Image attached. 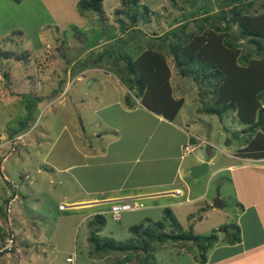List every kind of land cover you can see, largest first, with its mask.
Instances as JSON below:
<instances>
[{"label":"rangeland","instance_id":"1","mask_svg":"<svg viewBox=\"0 0 264 264\" xmlns=\"http://www.w3.org/2000/svg\"><path fill=\"white\" fill-rule=\"evenodd\" d=\"M77 1L22 0L17 3L0 0V164L9 158L4 163L3 172L11 175L9 182L0 172V249L3 247L0 264H66L69 255L74 257L71 264H142L138 251L96 252L87 240L93 225L87 226L85 222L76 224L80 216L72 214L68 208L58 210V206L65 203L58 181L53 178L50 182L51 178L46 179L44 173L37 172L35 165L31 166V171L29 163L26 164L28 159H32L28 161L30 164H35L38 157L35 149L39 148V140L45 137L44 134L53 135L61 124L68 125L72 114L74 116L80 111L86 125L90 111H87V105H80L76 97H73L75 105L65 97L68 109L49 102L62 90V84L58 82L56 86L54 79L61 77L62 69L68 63L66 59L76 57V60L80 59L79 65L89 64L94 56L97 57L95 43L110 44L116 50L112 51L115 55L112 61L117 60L122 69L126 59L135 57L150 42H156L153 38L167 34V42L160 44V51L166 56L170 68V94L174 100L183 99L182 113L175 118L180 122L185 118L191 119L197 133L210 143L198 140L199 145L189 155L188 162L190 164L199 158L208 160L213 156V164L207 174L193 177L190 169H184L185 185L190 188L191 196L200 192L205 195L189 205L170 210V214L185 232L206 235L215 231L223 235L221 227L225 226V222H234V192L227 172L215 175L210 172L225 164L226 149L237 151L238 145L254 138L258 128L252 130L251 124L241 123L231 108L222 111L220 116L205 114L203 109L210 105L211 90L201 81L195 82L190 76L180 75L166 44H175L172 31L177 36L182 35L177 28L183 22H186L185 33L194 30L201 33L213 29L212 25L229 24L230 28L225 30L224 35L231 36L237 25L214 14L219 13L224 3H227L223 6L227 11L235 3L233 0H136L137 4H133L128 0V5L123 7L122 0H102V14H97L88 10L80 12ZM199 7L209 8V11H198ZM249 12L264 13V0H251ZM208 14L213 17L205 20ZM156 35H159L158 38H155ZM109 37L111 39L106 41ZM236 43L241 54L248 46L254 47L246 38H238ZM80 51L85 52L83 58H79ZM118 51L121 52L120 57L117 56ZM102 58L99 64L107 62L105 56ZM109 74L112 78H119L113 72ZM192 75L200 76L197 72ZM121 80L129 94L131 89L123 75ZM73 85L74 82L70 84V90ZM27 96L32 97L35 103L31 118L26 115ZM25 120H28L27 126L23 127ZM88 128L91 132L90 125ZM15 193L19 197L12 200ZM168 201L170 198L159 199V202ZM222 202L224 205H218ZM103 207L109 208V205ZM16 208L20 212L16 215L17 219L13 216ZM162 210L121 212L119 221L106 213L98 235L112 238L115 243H126L132 237L126 225L138 224L143 219L145 222L147 218L150 223L161 220L164 215ZM166 221L169 223V220ZM169 229L167 225L162 233ZM151 251L149 261L152 264H201L199 248L190 241H186L184 246L166 241Z\"/></svg>","mask_w":264,"mask_h":264},{"label":"crops","instance_id":"2","mask_svg":"<svg viewBox=\"0 0 264 264\" xmlns=\"http://www.w3.org/2000/svg\"><path fill=\"white\" fill-rule=\"evenodd\" d=\"M152 40L158 42L154 38ZM94 49L97 50V57L94 56L89 64L79 65L80 59L76 60V57L66 59L68 63L62 69L61 77L54 79L56 86L58 82L62 84V90L49 102L68 109L65 97L72 105H75L73 97H76L78 103L87 105V111H90L86 125L79 111L69 116L68 125L61 124L53 135L44 134L45 137L39 140V148L35 149L38 155L35 164L28 162L32 159L26 160L30 170L35 165L37 172L44 173L46 179L51 178L50 182L55 178L63 193H60L61 198L65 200L63 208L80 216L76 224L85 222L87 226L94 215L110 214L111 203L118 199L132 198L139 206L131 211L144 212L165 207L172 210L200 200L205 194L200 192L191 196L190 188L185 185L184 169L189 170L191 166L206 161L207 174L213 164V156L208 160L199 158L190 164L188 160L199 145L198 140L208 145L209 140L201 138L191 119L185 118L180 122L176 117L168 120L144 106L141 98L133 94L134 89L127 94L121 80V75L124 78L126 75L125 67L120 69L119 62L112 61V56H115L112 51L116 50L106 42L95 43ZM119 51L117 56L120 57ZM84 54L80 51L79 58H83ZM102 56L107 62L99 64ZM112 72L119 78H112L109 74ZM72 82L74 85L70 90ZM88 125L92 128L91 132ZM249 141L238 145L237 151L226 149L225 164L210 172L215 175L225 171L229 176L234 192L235 216L234 222H225L224 225L236 223L240 241L214 244L203 264H264V156L253 158L243 155V151L239 152ZM185 145L188 147L186 151ZM8 159L0 164V172L7 181L11 175L3 172V168ZM18 197L15 193L12 200ZM161 198H170V201L159 202ZM104 205H109V208H104ZM18 208L13 215L15 218L20 215ZM63 208L58 206V210ZM129 226L126 225L127 230ZM225 226L221 227L222 230ZM223 235L217 234L220 240Z\"/></svg>","mask_w":264,"mask_h":264},{"label":"trees","instance_id":"3","mask_svg":"<svg viewBox=\"0 0 264 264\" xmlns=\"http://www.w3.org/2000/svg\"><path fill=\"white\" fill-rule=\"evenodd\" d=\"M12 1L19 3L22 0ZM131 2L137 4L136 0ZM233 2L235 4L230 7V11L224 9L223 6L227 5L224 3L219 13L214 14L237 25V30L232 32L231 36L224 35L225 30L230 28L229 24L212 25L213 29L201 33L195 30L185 33L186 22H183V25H178L177 28L182 31V35L177 36L172 31L175 44L166 46L180 75L190 76L195 82L201 81L211 90L210 105L203 109L205 114L220 116L222 111L231 108L241 123L251 124L252 130L254 127L258 128L254 138L242 149L243 155L258 158L264 156V13L249 12L251 0ZM126 4L128 5V0H122L121 6ZM77 8L80 12L88 10L102 14V0H79ZM198 9L203 13L209 11L206 7ZM212 17L208 14L204 19ZM166 38L167 34L159 37L156 39L158 42H150L137 56L126 59L124 70L126 85L134 89L133 94L141 98L143 105L154 113L173 120L183 104V99L174 100L170 94V68L166 56L160 51V44L166 42ZM238 38H246L254 47L248 46L245 53L241 54L239 44L236 43ZM193 72L199 73L200 76H193ZM34 104L32 97H25L26 115H29V118L33 113ZM27 122L28 120H25L22 126H27ZM162 212L164 215L161 220L150 223L147 218L145 222L143 219V222L129 226L128 231L132 237L126 243H115L112 238L100 237L98 232L104 225V217L96 214L90 222L93 229L90 230L87 240L93 244L96 252L138 251L142 264H152L149 261L151 250L166 241L178 242L180 246H184L186 241L194 243L199 248L201 264L206 262V254L214 244H235L240 241L236 223H229L224 227V236L220 240L215 231L206 235L185 232L170 214L169 208H163ZM166 220H169V223ZM167 225L169 231L162 233Z\"/></svg>","mask_w":264,"mask_h":264},{"label":"built area","instance_id":"4","mask_svg":"<svg viewBox=\"0 0 264 264\" xmlns=\"http://www.w3.org/2000/svg\"><path fill=\"white\" fill-rule=\"evenodd\" d=\"M188 149L187 145L184 146V151ZM138 203L133 200L132 198H123V199H118L114 200L109 208V212L113 218V220H118L120 217V213L124 211H131V210H136L138 209ZM65 205H59V208H63ZM11 239L8 240V243L11 244ZM6 247V246H5ZM3 250L0 249V251ZM68 264H71L74 261V257H67L65 260Z\"/></svg>","mask_w":264,"mask_h":264},{"label":"water","instance_id":"5","mask_svg":"<svg viewBox=\"0 0 264 264\" xmlns=\"http://www.w3.org/2000/svg\"><path fill=\"white\" fill-rule=\"evenodd\" d=\"M208 169V163L206 161H203L197 165H193L190 167V173L193 177H198L200 175H203L206 173Z\"/></svg>","mask_w":264,"mask_h":264}]
</instances>
